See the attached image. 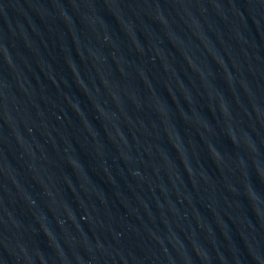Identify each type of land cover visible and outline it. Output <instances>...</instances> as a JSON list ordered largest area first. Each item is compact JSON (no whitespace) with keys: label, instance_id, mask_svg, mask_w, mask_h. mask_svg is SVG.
<instances>
[{"label":"water","instance_id":"95a60500","mask_svg":"<svg viewBox=\"0 0 264 264\" xmlns=\"http://www.w3.org/2000/svg\"><path fill=\"white\" fill-rule=\"evenodd\" d=\"M0 264H264V0H0Z\"/></svg>","mask_w":264,"mask_h":264}]
</instances>
